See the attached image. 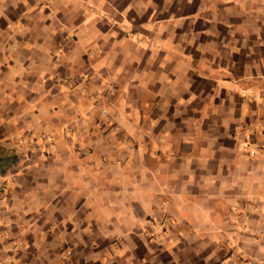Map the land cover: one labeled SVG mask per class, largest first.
<instances>
[{"label":"crops","instance_id":"0c3cea01","mask_svg":"<svg viewBox=\"0 0 264 264\" xmlns=\"http://www.w3.org/2000/svg\"><path fill=\"white\" fill-rule=\"evenodd\" d=\"M0 128L13 264H264V0H0Z\"/></svg>","mask_w":264,"mask_h":264},{"label":"rangeland","instance_id":"374dc122","mask_svg":"<svg viewBox=\"0 0 264 264\" xmlns=\"http://www.w3.org/2000/svg\"><path fill=\"white\" fill-rule=\"evenodd\" d=\"M0 134H1V128H0ZM2 154L0 153V156H1ZM17 159H19V156L18 155H16V157H14L13 159H11V162H12V165H11V167H12V170L14 169V167H13V164L15 163V162H17ZM1 161H3V159L2 158H0V193H4V189H5V187H4V185H5V180H3L4 178H2L1 176H2V174H5V173H7V170H10L9 168H10V166L8 165L7 167L5 166H3L2 165V162ZM0 264H13V260L12 259H10V258H3L2 257V255L0 254Z\"/></svg>","mask_w":264,"mask_h":264}]
</instances>
